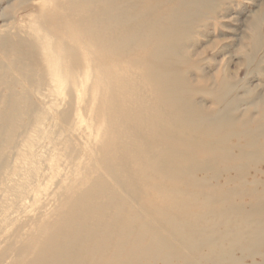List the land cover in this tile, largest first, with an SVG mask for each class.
<instances>
[{
    "label": "rangeland",
    "instance_id": "1",
    "mask_svg": "<svg viewBox=\"0 0 264 264\" xmlns=\"http://www.w3.org/2000/svg\"><path fill=\"white\" fill-rule=\"evenodd\" d=\"M63 1L0 0V258L7 252L8 244L13 250L19 248L8 238L25 216L30 213L33 218L39 213V193L23 184L27 177L26 154L36 155L47 169V176L41 181L43 190L51 194L49 204H72L67 196L74 181L91 174L88 182L79 187L85 190L96 178H106L107 165L112 163L116 166L115 175L122 181V187L113 188L121 200L116 203L106 197L103 204H129L125 209L114 210L118 216L117 235L126 228L133 229L134 236H146L143 244L148 246L152 238L162 236L166 230L167 226L158 220L165 215L163 212L172 214L178 222H184L178 216L183 213L190 226L205 231L210 244L229 249V254H223L228 260L232 257V234L239 230L246 237L244 229L248 227L244 220L229 213L232 207H264V0H110L117 11L126 9L120 15L124 23L132 18L139 20L119 28L124 37L132 39L130 49L123 55L106 50L105 61H100L96 44H83L84 34L58 8ZM174 17L180 25L166 23ZM35 36L63 61L69 62L65 52L60 53L64 48L79 54L89 52L92 68L85 76L92 84L74 90L67 75L61 79L63 85L57 82L56 71H52L55 64L51 63L55 59L45 57L44 47L38 51L40 46L33 44ZM139 36L147 41L140 47L136 45ZM167 36H172V40L167 41ZM158 50L170 52L165 62L170 70L157 64ZM67 71L78 80L84 76L74 68L72 71V67ZM100 81L105 88L94 85ZM118 81L125 82L128 91L115 89L113 82ZM160 82L165 96L167 92L175 94L176 106L160 104L163 92L152 88ZM93 100L95 106L91 105ZM183 113H188L196 126L181 129L172 116ZM225 114L232 122L228 127L221 126L220 134L229 131L232 138L224 150L233 155L243 151L252 156L259 153L262 157L248 167L245 173L250 175L244 179V187L233 182L225 188L234 195H221V188L203 187L202 181H211L206 173L180 176V171L192 170L191 161H202L204 156L197 150L201 140L218 141L215 121ZM186 140L190 141V148L183 147ZM118 146L121 153L112 149ZM185 152L191 154V160L186 162L179 158ZM58 158L71 162L66 173H53ZM230 177L236 182L242 180L235 174ZM12 191H19L24 197L25 203L21 204H27V210L5 214L6 206L9 209L12 204ZM94 194L100 198V193ZM48 202L43 199L39 204ZM152 206L160 212L151 213ZM225 210L231 216L227 214L220 222L218 214ZM210 212L218 214L208 216L206 221L193 220L196 215ZM137 224L142 227L140 231L134 229ZM258 224L251 223L249 227L261 226ZM226 228L232 234H224ZM195 238L198 243L205 240ZM168 239L176 243L173 238ZM173 250L178 255L186 253L188 261L197 264L214 256L207 248L194 254L177 247ZM237 256L242 257L239 252ZM257 261H261L259 257ZM242 262L252 263L250 259ZM173 263L183 264L176 259Z\"/></svg>",
    "mask_w": 264,
    "mask_h": 264
},
{
    "label": "bare ground",
    "instance_id": "2",
    "mask_svg": "<svg viewBox=\"0 0 264 264\" xmlns=\"http://www.w3.org/2000/svg\"><path fill=\"white\" fill-rule=\"evenodd\" d=\"M62 4L63 5L58 8H60V10H62L68 16L69 22L73 26L75 25L77 29L84 34L85 38L83 44H86L87 46L89 44H96L99 47L98 50L101 56L99 57L101 58L100 61L107 60L106 50H110L116 55H123L130 49V41L132 39L124 37V31L119 30V28H124L127 24V22H123V19L121 18L122 16H120L123 14L122 11H125L126 9L117 11V9L111 5L110 0H64ZM153 11L154 10H151V12ZM141 15L145 16L144 13H141ZM134 20L139 19L132 18L128 21L127 25L131 24ZM166 23L171 24V26H178L181 22L178 21L176 17H174L169 18ZM115 36H119V38L115 39ZM149 36L152 38L154 34H149ZM33 38V44L38 48L40 46V49L37 48L38 51H41V49L44 47V51L42 50V52L47 55L45 57L53 56L55 59L53 61L52 58L51 63L55 64V70L52 71L53 73L56 71L57 75L55 80L57 82L60 81L61 84V79L67 75L68 77L66 78L72 80L71 88L74 90H78L79 87H84L85 85L90 86L91 82H89L86 77L90 74L92 68L90 63L92 56H90L91 54L89 52H81V54H79L76 53L75 50L73 51L71 49L69 52V49L62 47L63 45H61V48H64V51L60 53L65 52V56H67L69 59V62L65 59L63 61L59 56L56 55L57 53L51 51L52 48H49L50 46H45L46 42L42 43L37 36ZM172 38V36H169L166 40H172ZM41 43L44 44V46ZM146 43V38H143V36H139L137 38V46L140 47ZM42 52L39 53L43 55ZM169 56V51L163 52L161 50H158V53L155 56L157 59V64H160V67L166 71L170 70V67L165 63L166 58ZM80 63L83 65H80ZM42 66L44 67V64H42ZM69 66L72 67V71L74 68V70H77L79 74L83 72L84 76L79 80L76 78V76L70 77V74L73 75L74 73L69 74L67 71V68H70ZM43 70L45 71V68ZM171 82H173V80H171ZM94 85L96 87L105 86L103 81H100V83L94 82ZM111 85L112 84H110V86ZM113 85L115 86V89L128 91V87L125 82L123 84L119 81L113 82ZM161 87H163L161 82L153 84L152 86L153 90H159L160 92H163V97H161L159 100L160 104L166 107H170L171 105L176 106L178 99L175 94L167 92V96H165ZM80 91H82V89ZM226 91H224L225 94L227 93ZM122 94L124 96L127 95V93L124 92ZM123 101L124 103H127L126 100ZM95 104L96 102L93 100L91 105L95 106ZM230 106L231 103L229 107ZM190 117L191 116H188V113H183L182 115L176 114L172 116L174 121L179 124V127L181 124V129L183 130H186V128L189 126H196L194 120ZM231 122L232 118L229 116V114L220 116L215 121L214 134L218 137V141L206 143L202 142L201 140V144L197 147V150L199 151L198 153H201V155L204 156L202 161H191L194 163L192 165V170L188 169V172L186 170H182L180 171V176L206 173L210 176L211 181L209 184L205 183V181H202L201 185L206 187V189L207 187H212L214 189L221 188V195H232V193L234 195L232 190H229L228 192L225 191V188L233 182L241 187H244V179L250 175L249 173L245 172L249 170L248 167L252 162H258L262 160V157L258 155L259 153L256 155L253 154L252 156L248 153H244L243 151L233 155V152L231 153L230 150H224L223 146L226 145L228 139L230 140L232 137L230 138L231 133H228L229 131L224 135H221L220 131L222 130L220 127H228ZM171 123H173V120ZM197 134L202 137L201 134ZM108 146L112 147L109 145V143ZM191 146L192 145L189 140L183 142V147L190 148ZM112 149H115L120 153L122 152V148L119 146L116 148L113 147ZM176 154L178 155L180 153L177 151ZM25 156V160L27 161V177L24 178L23 184H26L29 190H35L39 193V198L36 201V204H38L39 207V213L37 212L38 214H36L37 216H34L35 218H32L30 213L26 215L13 235L8 238V242L14 241L15 247H18L19 245V248L17 250H13L11 248L12 244H8V250H6L7 252H4L0 258V264H174L173 262L175 259L178 262H182L183 264H197L194 261L189 262L185 256L186 253L185 255H182L183 253L181 255L174 253L173 249H176V247L177 249H181L183 252L188 251L192 253L201 248H207L213 252L212 254H214V256L216 255L215 257L213 256V259L211 257V260L206 259V261L199 258L201 262L203 261L202 264H243V259H250L252 262L250 264H264V227L262 228V225L264 224V207L262 204H236L232 207L230 212L226 210L220 212L219 214L217 212L218 216H220V222H222V217L225 219L227 214H231L236 218L242 219V221L244 220L245 223H248V227L244 229L246 237L241 236L240 234L242 232L239 230H236L234 235L231 232L228 233L227 228L223 232L226 235L232 234L231 246H229L230 244L228 245L231 247L230 249L232 252L230 256L232 257H228V260H225L226 256L223 254H229L226 252V250L228 251L229 249L226 247H216L217 244H210V240H208L209 238H206L205 231L201 229L198 230L190 226L191 224L188 223V220H186L184 217L186 214L184 215L183 213L179 214L178 216H180L184 222H178L172 216V214L163 212L165 215L160 217L158 220L160 223L167 226L165 228V232L162 234V236H155V238H152L148 246H144L143 241L146 236L141 238L134 236L133 229L126 228L122 234H116L118 216H116L114 210H118L119 208L125 209L126 205L129 204H103V200H107V198H109L108 201L116 203L120 202L121 200L119 198L118 191L113 190L115 187H122V181H120L118 175H115L117 172L115 169L116 166L114 164L109 163L107 165L106 178L103 176H101V178H96L91 185L86 187L85 190L79 189V187H82L88 182L91 174L81 178L80 180L74 181V188L71 189L67 196V201L71 200L72 204H49L51 194L46 193V191L43 190L44 186L42 185L41 181L47 176V169L43 168L41 166V162L37 161L36 155L25 154ZM179 158L184 159L183 161L186 162V160H191V154L185 152L182 155H179ZM132 159L134 161L135 157ZM237 161H240L244 164H234V162ZM70 163L71 162H69L68 159L62 161L59 160V158L56 159L53 173H66L71 168ZM217 163L223 165L217 166ZM231 174H235L236 177L242 180H238V182L234 181V179L230 177ZM116 176L117 178L114 179ZM77 189L81 190L78 194ZM95 191L100 193L98 194L100 198L94 194ZM41 195L43 198H41ZM41 199H45L46 202H49L46 204H39L42 201ZM10 201L12 204H10L9 209L8 205L6 206L5 214H18L22 209H28L27 204H21L25 203V200L19 191H12ZM205 205L208 206L213 204ZM197 206L199 207V204ZM38 207H36L34 211L37 210ZM150 210L151 213L155 214H157L156 212L159 211L153 206L150 208ZM131 211L133 212V210ZM217 214L215 212H210L209 214L206 213L204 215H196L193 220L206 221L208 216L214 217L215 215L217 216ZM251 223H259L258 225L261 226L252 228L249 227ZM137 225L138 226H135L134 229L135 231H140L142 227L140 224ZM149 230L154 231L152 228ZM169 237L173 238L176 243H173L172 240L170 241L168 239ZM195 237H199L200 239L204 237L205 240H201V242L198 243L195 240ZM261 250L263 252L260 254ZM238 252L241 253L242 257L237 256ZM258 257L261 260L260 262L257 261ZM193 258L197 257L195 256Z\"/></svg>",
    "mask_w": 264,
    "mask_h": 264
}]
</instances>
